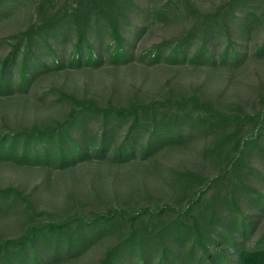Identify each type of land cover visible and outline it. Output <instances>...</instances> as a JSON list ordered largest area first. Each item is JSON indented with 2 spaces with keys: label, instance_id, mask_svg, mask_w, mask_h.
I'll use <instances>...</instances> for the list:
<instances>
[{
  "label": "trees",
  "instance_id": "1",
  "mask_svg": "<svg viewBox=\"0 0 264 264\" xmlns=\"http://www.w3.org/2000/svg\"><path fill=\"white\" fill-rule=\"evenodd\" d=\"M32 1L27 22L9 33L0 29V45L6 46L0 55V108L13 118L8 124L0 116V156L5 165L43 173L49 193L36 180L31 187L21 179L1 182L0 205L6 209L0 212V264H67L92 243L100 248L86 264H264V79L252 71L257 78L250 84L251 99L243 100L236 90L224 96L228 85L241 84L233 70L264 57V0H216L217 7L207 10L203 0H181L192 18L180 33L171 30L149 46L140 36L155 17L171 20L170 0H62L59 5L0 0V16ZM135 46L145 66H161V58L176 70L182 60L183 68L192 70L183 72L196 79L187 80L185 93L170 84L178 78L163 79L166 91L147 97L131 83L123 102L101 101L94 91L78 94L63 82H51L48 91L39 88V75L73 79L103 63H127ZM204 63L210 71L196 73L195 66ZM144 70V82H157ZM209 79L216 82L213 91L207 89ZM82 84L87 91V82ZM110 88L118 89L113 82ZM50 91L65 109L57 117H38L48 107ZM28 110L36 114L31 121L16 122ZM112 122L124 125L122 137ZM171 150L185 157L176 169L167 164L175 181L163 182L167 199L154 201L155 186L147 180L149 175L163 180L156 165H163L160 158ZM200 159H208V169ZM87 161L101 163L93 171L95 180L110 171L113 181L125 180L129 171L120 178L113 165L138 166L134 169L144 176L125 180L127 195L142 191L151 202L126 203L121 190L109 192L95 180L81 185V165ZM247 172L257 173V182ZM15 209L12 221L7 214Z\"/></svg>",
  "mask_w": 264,
  "mask_h": 264
},
{
  "label": "rangeland",
  "instance_id": "2",
  "mask_svg": "<svg viewBox=\"0 0 264 264\" xmlns=\"http://www.w3.org/2000/svg\"><path fill=\"white\" fill-rule=\"evenodd\" d=\"M62 0H55L53 4L55 5H59L61 3ZM204 2L201 4L202 9L207 10L210 8H214L217 7V1L215 0L213 2V6L209 7L208 1L209 0H203ZM170 2H172L171 5V9L168 12L167 16L168 21H165L163 19L160 18H154V22L155 24L152 26L151 29H145L144 32L142 33V35L140 36L142 38V41L145 45L149 46V44L153 41L159 40L162 36L167 35L171 30H175V33H180L183 30V27L185 26V22L189 19H191V14L185 9L183 3L181 2V0H170ZM169 2V3H170ZM33 4L34 2H27V4L25 5V8H20V9H14L8 16H0V29H3L5 33H9L12 32L15 27L18 28L19 24L22 23L23 24L25 22H27V17H28V11H32L33 10ZM174 15V16H173ZM152 17V16H151ZM151 17L149 18V20H151ZM129 27H132V25H129ZM1 33V32H0ZM251 41H255L257 39V32L256 29L253 28L251 30ZM128 37L131 40H134V38H136V36L133 33L128 32ZM6 46L0 45V55L5 51ZM137 47H134V50L131 52V56L129 57V61L127 63L124 62H119L118 64L114 65V64H106L103 63L102 66H100L99 68H95L93 70H91L92 72L89 73H79V74H74V78L73 79H62L60 76H58L57 74H53V73H48L45 76L39 75L38 78V85L39 88L41 89V91H48L49 89V85L51 84V82L54 85H58L60 82L64 83V87L68 88V89H74L76 90V93L78 94H83V93H89L90 91H94L95 95L97 96V98L101 101L107 100L108 98H111L114 102H123L127 93L130 91V89H132V87L129 88V85L135 84L136 86L138 85L140 88V92L143 94V96H149L150 94H154L156 96L161 95L162 93H164L166 91L165 87H162V82L161 80L163 79H175L178 78L180 81L173 83L172 81H170L171 86L175 87V90L177 92H181V93H185L186 90H182V88L187 87V83L189 81H187L188 79L190 80L188 74V72L186 71H192L190 69L187 68H183V64H185L186 62L182 60L181 61H177L176 65H178L179 67L176 68V70H173L172 66H168L167 62L162 60L160 58V62H162L161 66L156 67L155 65H147L145 66V61L141 60L138 52L136 51ZM47 57V56H45ZM44 57V58H45ZM253 62H256V67L254 69H252L253 66ZM182 65V66H181ZM109 66L115 67V68H107ZM142 67L145 68L144 71H146V75L148 77H157V82L154 83H150L148 82V80L146 82H144L143 77H141L143 74H141L142 71ZM196 67V73L198 71H210L207 68V64L204 63L202 65L199 66H195ZM108 71V72H107ZM112 71V72H111ZM175 71H182V74L179 77H176ZM186 73H184V72ZM218 71V70H217ZM252 71H257V73L260 75L261 78L264 79V57L262 58H257L255 61H248L246 64H244L243 66H238L235 70H233V73L235 75V78H238V80L241 82V84L237 87V88H232L230 85L227 86L224 96L228 95L231 91L236 90L238 92V95L240 98H242L243 100L245 99H251L254 95V93L252 92V89L250 88V84L254 81H256L257 76L254 74V72ZM15 71H11L12 75H14ZM203 72V73H204ZM223 74H225V70H222ZM203 75V74H202ZM191 79H196V76H193ZM86 81V87H87V91H84L83 88V84L82 82ZM114 83L115 86L118 87L117 90H111V83ZM248 83L247 86H245L244 84ZM207 89L210 91H213V88L216 87V82L213 79H209L207 80ZM240 87V88H239ZM48 98L47 101L48 103V107L45 109H40L36 114L38 117L42 116L45 117L47 114H50L54 117L59 116L57 111L59 110H63L65 109V107L62 105V102L59 101L53 92H47ZM2 106L0 108L1 110V117H4V121L6 120V122L8 124H11L13 118L12 115L10 117L6 116V113L2 111ZM15 109L11 108L9 111L11 113H14ZM35 112H32L31 110L27 111V112H22L19 114L18 118L16 119V122H19L24 124L27 121H31V119L33 118ZM35 114V115H36ZM45 115V116H43ZM29 116V117H28ZM114 122L111 123V125ZM115 126H117V128H119L120 131V135L119 137H122V130L124 125H117V124H113ZM98 126L95 127L96 130H98ZM195 133V131H194ZM146 139V134L143 132L141 134V140H145ZM187 142V141H185ZM199 151V149L197 150V152ZM168 157L166 158H160L159 163L162 162L163 165H156L157 170H161L163 172L162 175V179L163 180H159L151 177L149 175L148 177V185L151 186H155L154 188H152V194L154 197V201H158L161 198L167 199L166 196V191L168 189V186L166 184H164L163 182H167V183H171V185L173 186V182L175 181V179L173 180V176L172 174H168L170 172V169L167 167V164H170V168L173 170V168L176 169V167H178L177 163H179V159L180 157H185V154H182L180 152L171 150L168 151ZM4 160L1 156H0V185L1 182L2 184H6L8 182H14L16 183L17 181H19V179L22 180V183L25 184V186L28 187V185L30 184V187L32 186V184L35 182L40 185V188H43V193H49L48 190L44 189V182H45V177H43V173H34L32 171L25 170L22 168L16 169L15 167H17L15 165V163L9 164V165H5L3 163ZM144 159L141 162H146ZM200 161L202 162L203 165H205V167L208 169L209 168V161L207 160H203L200 159ZM256 166H258V168H262V166L257 163V161L254 160L253 162ZM83 166L81 168V172H83L85 174V179H84V183H82L81 185H89L88 181L89 180H95L94 177V173L93 171L95 170V167H98L101 165L95 162H85L82 163ZM189 165V162H188ZM80 166V165H79ZM113 167H115L116 169L120 170L117 171V175L120 178H124L126 177V173H128V179H125L126 181H131V182H135L137 181L138 177L140 176H144V174L138 173V171H136V167L134 164L130 163H121V165H113ZM107 169V166L105 168H101L99 169V171H104ZM123 171V172H122ZM210 171V170H209ZM261 172H263L262 170H260ZM171 173V172H170ZM249 179H251L254 183L257 182V173L256 174H251L249 172H247L245 174ZM67 177V181H70V177L69 174L66 176ZM125 180H120V181H113V171H110L109 175H106L105 177L95 180V185L99 188H105V190L107 191H112L115 189L121 190L122 194H124L123 197H125L124 201L127 203L129 202L131 199L132 200H136L138 202L141 201H146V202H151L152 198H145V194L144 192H139V193H135L134 195H132L131 197L129 195H127V193L129 192L130 186L126 184ZM80 185V186H81ZM64 187V184L62 186H59V191ZM113 188V189H112ZM264 189V187H263ZM117 190V191H118ZM58 191V192H59ZM47 196V195H46ZM100 203V202H99ZM99 203H97V205L99 206ZM122 203L123 202H119ZM87 201H84L83 203V210L87 209ZM1 207V205H0ZM100 207V206H99ZM251 208V206L247 205V207L245 208V213H249V209ZM6 206H2L0 208V212H5ZM16 209L15 210H11L10 213H8V218L12 221H14V216L16 214V218L17 219V213H16ZM237 216V218H239L238 214H235ZM6 219V218H5ZM260 226H264V216L261 217L260 219ZM221 227V225H219ZM15 230H12V235H14ZM100 246L92 243L89 244L88 248L80 253V256L76 259H72L69 263L67 264H86L89 260H93L94 259V255L98 252Z\"/></svg>",
  "mask_w": 264,
  "mask_h": 264
}]
</instances>
